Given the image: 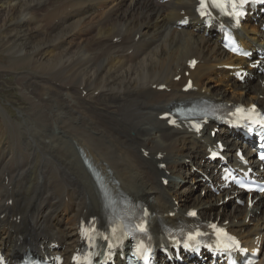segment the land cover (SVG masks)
I'll use <instances>...</instances> for the list:
<instances>
[{"label":"bare ground","instance_id":"bare-ground-1","mask_svg":"<svg viewBox=\"0 0 264 264\" xmlns=\"http://www.w3.org/2000/svg\"><path fill=\"white\" fill-rule=\"evenodd\" d=\"M196 5L0 0V43L13 53L9 63L0 62V81L12 76L24 103L15 116L0 104V248L12 264L28 251L61 254L70 264L82 244L80 223L96 216L106 224L104 189L148 207L158 251L163 228L217 221L246 246L260 244L257 264H264V194L252 207L247 198L237 204L243 194L220 188L222 165L207 159L219 141L233 158L240 133L221 128L213 137L215 122L196 133L186 121L172 126L162 118L195 100L264 108V73L258 72L264 60L250 66L258 51L264 54V14L257 23V13L249 16L237 30L241 44L254 52L249 60L222 47L217 28L198 18ZM193 58L199 60L194 68ZM231 66L249 72L245 81H237ZM190 78L194 89L185 91ZM253 159L250 153L255 166ZM191 209L197 216H189ZM129 246L116 264H125L120 256ZM165 248L173 252L168 242Z\"/></svg>","mask_w":264,"mask_h":264},{"label":"rangeland","instance_id":"rangeland-1","mask_svg":"<svg viewBox=\"0 0 264 264\" xmlns=\"http://www.w3.org/2000/svg\"><path fill=\"white\" fill-rule=\"evenodd\" d=\"M7 44H3L0 43V62H4V63H9V59L11 58V56H13V53L9 51L10 46ZM11 54V55H10ZM10 77V78H9ZM12 79V80H11ZM13 77L12 76H7L4 79H2L0 81V104L4 105L6 107V109L12 114V115H17L18 114V107L20 105H24V103H20L21 100L20 99V95L17 91V89H15L13 86ZM4 113V111L2 110V108L0 107V113ZM2 129H7L6 127H4V123H2ZM2 137L1 140L2 143L4 141H6L8 139V133L6 131H4L2 133ZM229 208L231 209L233 208L232 204L228 205Z\"/></svg>","mask_w":264,"mask_h":264},{"label":"snow or ice","instance_id":"snow-or-ice-1","mask_svg":"<svg viewBox=\"0 0 264 264\" xmlns=\"http://www.w3.org/2000/svg\"><path fill=\"white\" fill-rule=\"evenodd\" d=\"M201 6L204 7L203 0H202V5H201ZM216 6H217V7H223V5L220 4V3H217ZM262 158H264V157H262Z\"/></svg>","mask_w":264,"mask_h":264}]
</instances>
